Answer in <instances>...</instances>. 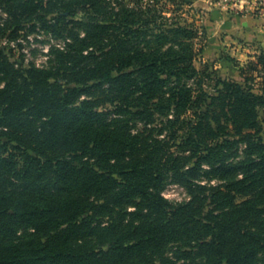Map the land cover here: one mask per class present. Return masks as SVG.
Listing matches in <instances>:
<instances>
[{
	"label": "trees",
	"instance_id": "obj_1",
	"mask_svg": "<svg viewBox=\"0 0 264 264\" xmlns=\"http://www.w3.org/2000/svg\"><path fill=\"white\" fill-rule=\"evenodd\" d=\"M141 1L0 0L67 39L0 50V264H264V51L209 92L205 31Z\"/></svg>",
	"mask_w": 264,
	"mask_h": 264
},
{
	"label": "rangeland",
	"instance_id": "obj_2",
	"mask_svg": "<svg viewBox=\"0 0 264 264\" xmlns=\"http://www.w3.org/2000/svg\"><path fill=\"white\" fill-rule=\"evenodd\" d=\"M241 1L160 0V5L165 8V14L173 19L172 23L195 24L200 31H205V34L201 32L202 38L196 40L197 49L203 47L204 51L197 57L195 65L198 70L206 69L207 73L211 74L212 80L204 84L209 92L214 90V78L242 82L241 70L246 68L249 62L256 60L264 51V37H259L257 31L248 34L241 33L242 25L240 22L237 23L242 18L264 21V17L259 15L254 8L258 0L252 4L247 3V5ZM121 2H125L130 7L138 6L137 0H121ZM141 2L147 3L148 0ZM240 5H243V8ZM174 11L178 12L173 14ZM79 17L82 16L79 15ZM53 18V15L48 16L49 26L56 24ZM171 22L169 24H172ZM233 24L236 25L234 30L231 29ZM66 42L65 37L57 35L54 29L47 28L43 22L36 21V19H23L19 26L0 5V50H4L18 67L29 68L30 64H35L40 68L49 66L56 56V53L52 51L54 49L64 50ZM259 76L261 77L252 83L255 88L262 87L264 71L259 73ZM261 118L264 120L262 111ZM143 128L141 122L133 124L135 131ZM164 136L160 138L163 139ZM219 183L217 179L212 181V184ZM163 194L173 204L190 199L186 188L174 183L168 184ZM175 249L176 247L172 248L169 256H173L172 252ZM197 263L201 264V261Z\"/></svg>",
	"mask_w": 264,
	"mask_h": 264
},
{
	"label": "crops",
	"instance_id": "obj_3",
	"mask_svg": "<svg viewBox=\"0 0 264 264\" xmlns=\"http://www.w3.org/2000/svg\"><path fill=\"white\" fill-rule=\"evenodd\" d=\"M255 1L256 0H242L241 2L246 3V5H247V3L248 4H252ZM243 5H240V7L243 8ZM247 8H249V7L247 6ZM235 20L236 19H234V21ZM235 22H237V21H235ZM239 22L241 23L242 28H243L241 33H247L248 34L249 32L253 33V32L257 31L256 33H258L259 37H264V21L263 20H255V19H249V18L247 20L246 19L244 20L242 18L237 23L239 24ZM235 28H236V25L233 24L231 29L234 30Z\"/></svg>",
	"mask_w": 264,
	"mask_h": 264
},
{
	"label": "built area",
	"instance_id": "obj_4",
	"mask_svg": "<svg viewBox=\"0 0 264 264\" xmlns=\"http://www.w3.org/2000/svg\"><path fill=\"white\" fill-rule=\"evenodd\" d=\"M255 11L264 17V0H258V2L255 3Z\"/></svg>",
	"mask_w": 264,
	"mask_h": 264
}]
</instances>
